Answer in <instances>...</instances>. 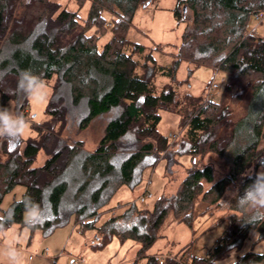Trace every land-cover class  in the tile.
<instances>
[{
    "label": "trees",
    "instance_id": "trees-1",
    "mask_svg": "<svg viewBox=\"0 0 264 264\" xmlns=\"http://www.w3.org/2000/svg\"><path fill=\"white\" fill-rule=\"evenodd\" d=\"M77 1L82 6L86 0ZM89 1L83 17L56 0H0V105L13 100L24 115L29 97L18 84L25 70L52 86L46 107L49 119L35 125L38 135L23 147L22 143L0 147V214L10 226H26L22 201L30 198L45 212L33 230L48 235L73 218L80 229H96V247L114 236L122 241L133 238L141 246L131 264H138L141 257L144 264H223L252 230L264 239V216L236 206L264 168V35L246 34L254 15L264 14V0H178L175 15L181 18L189 8L192 18L186 22L176 59L168 66L157 63L146 45L129 38L138 9L157 0ZM103 37L107 40L100 45ZM182 60L226 74L217 99L198 100L187 93L191 108L185 113L175 88L167 84L158 89L155 83L159 75L177 81L175 70ZM68 97L74 107L85 105L79 131L94 118L118 110L92 151L84 148L82 139L69 142L62 136L70 116ZM160 109L183 115V131L172 145L170 137L158 130ZM42 150L48 156L37 165ZM207 153L226 160L225 174L218 175L211 162H200ZM179 154L191 155L193 165L175 191L163 194L152 209L133 203L97 225L114 198L116 188L108 192L111 186H138L145 171L162 159L166 170L175 174ZM75 166L78 175L73 178ZM19 185L24 188L21 197L4 208L6 194ZM200 200L207 201L210 214L225 212L221 220L226 227L207 253L187 256L186 261L148 255L165 219L173 214L192 226ZM10 226L6 223L5 229ZM232 264H264V253L247 251Z\"/></svg>",
    "mask_w": 264,
    "mask_h": 264
},
{
    "label": "rangeland",
    "instance_id": "rangeland-1",
    "mask_svg": "<svg viewBox=\"0 0 264 264\" xmlns=\"http://www.w3.org/2000/svg\"><path fill=\"white\" fill-rule=\"evenodd\" d=\"M56 1L71 10L79 11V14L83 17L87 15L90 6L89 0H86L82 6L77 0ZM177 2L178 0H157L145 4L144 7L138 9L129 31L131 41L146 45V52L152 53L157 63L166 66L171 65L172 61L176 59V49L181 43V36L186 22L192 18V12L189 8L184 9L183 17L178 18L175 15L174 10ZM257 15H260V17L254 18ZM107 17V25L111 27L112 17L109 14ZM254 17L246 34L264 35V14H256ZM106 40L107 37L101 38L100 45ZM137 55L135 57L138 58ZM225 76L226 74L218 70L217 67L182 60L175 70L177 81H174L171 77L159 75L156 76L155 83L158 89L171 84L177 92L176 99L181 100L179 108L185 113L191 108L190 105L186 104L187 99H185V96L187 93L194 98H198V100L200 98L203 100L208 98L217 99L224 84ZM211 83H217L218 86L209 91L208 87ZM44 85L45 99L36 101L29 97L27 107L29 110L26 109L24 115L19 111L16 102L13 100L6 102L4 106L0 105V107L10 108L16 114H22L29 122V127L24 135L17 141L8 142L6 138L0 137V147L7 146V143L8 145L10 143L9 146L12 147L22 143L21 147H23L29 138L38 135L35 125L43 124L49 119L46 107L52 94V86L45 83ZM67 103L70 116L68 126L64 129L62 136L69 142L82 139L84 148L87 151L94 150L103 135L105 124L110 118L118 114V110L114 109L94 118L87 128L79 131L77 123L82 116L86 115L85 105L72 106L70 97H68ZM159 112L161 120L158 124V130L170 137V145H172L183 131L181 127L183 115L171 109H160ZM57 128H59V125ZM262 144H264V139ZM164 153L165 151H163ZM47 156L45 151L42 150L37 157L36 164L44 163ZM177 158L178 163L173 166L175 174L174 171L171 173L166 170V160L162 159L155 167L148 168L145 171L144 179L138 186L134 188L127 185L111 186L108 192L112 193L116 188L114 198L110 202L111 204L106 206L107 209L101 214L97 225L102 224L107 218L121 213L124 208L133 203L138 205L140 209H152L155 201L163 194L170 195L175 191L178 184L186 176L187 169L193 165V159L189 154H179ZM199 158L203 164L211 162L218 175L227 172L228 165L224 158L214 153H207ZM259 173L264 175V168H260ZM76 174L78 175V166H75L71 176L74 178ZM71 183L70 190L75 185L74 180H71ZM23 189L19 185L15 191L6 194L2 204L3 207L7 208L14 197L20 198ZM146 190L152 192L154 196L150 199L141 200ZM206 208L207 201L200 200L197 203L192 226L170 214L157 229L156 240L148 249L147 254H154L160 259L181 257L185 261L191 253L196 256H204L226 227V222L221 220L224 211L210 214L206 211ZM78 226L80 227L81 224H75L72 218L66 224L57 227L52 233L43 235L40 230L35 231L32 228L15 223L1 232L0 246L11 244L19 248L22 251L25 264H74L73 260L80 261L83 258H85L83 260L86 264H125L122 262L131 258H134V260L138 258L137 253L141 244L135 239L128 238L122 241L114 236L106 245L96 247L93 245L97 241L96 229L92 227L80 229ZM258 234L257 230H252L241 249L231 251L222 263L232 264L239 254L250 250L264 253V239L259 240ZM46 248L49 249L48 252ZM144 262L145 258L141 257L138 264H144ZM0 264H5V262L0 259Z\"/></svg>",
    "mask_w": 264,
    "mask_h": 264
},
{
    "label": "clouds",
    "instance_id": "clouds-1",
    "mask_svg": "<svg viewBox=\"0 0 264 264\" xmlns=\"http://www.w3.org/2000/svg\"><path fill=\"white\" fill-rule=\"evenodd\" d=\"M19 89L28 97L36 101H42L46 97L45 85L40 76L30 70H25L20 77ZM29 127L28 120L24 116L16 114L10 108L0 107V137L9 142H15L21 138ZM22 201L25 212V225L29 228L38 226L44 219V209L30 198ZM236 206L240 208H252L258 216H264V175L257 174L255 179L244 190V194L237 198ZM6 212V211H5ZM15 209H13V219ZM10 222L0 214V231L5 230V224ZM0 259L5 264H25L22 251L14 245L0 246Z\"/></svg>",
    "mask_w": 264,
    "mask_h": 264
},
{
    "label": "built area",
    "instance_id": "built-area-1",
    "mask_svg": "<svg viewBox=\"0 0 264 264\" xmlns=\"http://www.w3.org/2000/svg\"><path fill=\"white\" fill-rule=\"evenodd\" d=\"M260 17V15H257L256 16V18H259ZM218 86V84L217 83H211L210 84V86L208 87V90L210 91V90H212L213 88H216ZM145 192H148V193H146L145 195H143L142 197H141V200H146V198L148 199V198H152L153 197V194L151 193V192H149L148 190H146ZM189 257L190 258H193L194 257V254L193 253H191L190 255H189ZM73 262H74V264H82V263H85V261L82 259V260H80V261H78V260H73ZM86 264V263H85Z\"/></svg>",
    "mask_w": 264,
    "mask_h": 264
},
{
    "label": "crops",
    "instance_id": "crops-1",
    "mask_svg": "<svg viewBox=\"0 0 264 264\" xmlns=\"http://www.w3.org/2000/svg\"><path fill=\"white\" fill-rule=\"evenodd\" d=\"M27 110H29V109H27ZM8 141V140H7ZM9 142V141H8ZM46 251L48 252L49 251V249L48 248H46ZM61 253V252H60ZM62 254V253H61ZM50 258H54V257H50ZM84 260H85V258H83ZM134 260V258H131V259H129V260H126V261H124V262H122V263H129V262H132Z\"/></svg>",
    "mask_w": 264,
    "mask_h": 264
},
{
    "label": "bare ground",
    "instance_id": "bare-ground-1",
    "mask_svg": "<svg viewBox=\"0 0 264 264\" xmlns=\"http://www.w3.org/2000/svg\"><path fill=\"white\" fill-rule=\"evenodd\" d=\"M146 193H148V192H145L143 195H145ZM152 193V192H151ZM153 194V193H152ZM153 196H154V194H153ZM153 198V197H152ZM150 199V198H149Z\"/></svg>",
    "mask_w": 264,
    "mask_h": 264
}]
</instances>
